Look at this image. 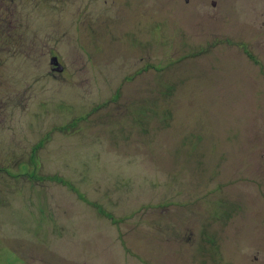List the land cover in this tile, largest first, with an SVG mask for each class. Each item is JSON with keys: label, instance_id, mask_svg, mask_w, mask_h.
I'll return each instance as SVG.
<instances>
[{"label": "rangeland", "instance_id": "obj_1", "mask_svg": "<svg viewBox=\"0 0 264 264\" xmlns=\"http://www.w3.org/2000/svg\"><path fill=\"white\" fill-rule=\"evenodd\" d=\"M203 1L0 0V264H264V0Z\"/></svg>", "mask_w": 264, "mask_h": 264}, {"label": "flooded vegetation", "instance_id": "obj_2", "mask_svg": "<svg viewBox=\"0 0 264 264\" xmlns=\"http://www.w3.org/2000/svg\"><path fill=\"white\" fill-rule=\"evenodd\" d=\"M181 0H179V2H180ZM198 0H183V2L187 5V3H188V6H190V5H192L193 3L194 4H196V2H197ZM205 1H206V4H205ZM207 2H208V0H204L203 1V3H202V5H205V6H207ZM209 2H211V5L212 6H215L216 7V9H217V7L218 6H216V1H209ZM197 5V4H196ZM221 6V5H220ZM201 10V9H200ZM217 13H218V11H217ZM213 47V46H212ZM211 48V47H210Z\"/></svg>", "mask_w": 264, "mask_h": 264}, {"label": "water", "instance_id": "obj_3", "mask_svg": "<svg viewBox=\"0 0 264 264\" xmlns=\"http://www.w3.org/2000/svg\"><path fill=\"white\" fill-rule=\"evenodd\" d=\"M52 65L56 67V71L61 72L62 67L56 62V58L52 59Z\"/></svg>", "mask_w": 264, "mask_h": 264}]
</instances>
